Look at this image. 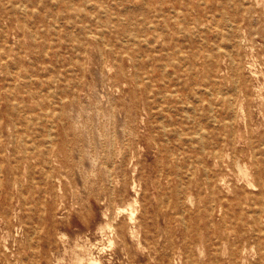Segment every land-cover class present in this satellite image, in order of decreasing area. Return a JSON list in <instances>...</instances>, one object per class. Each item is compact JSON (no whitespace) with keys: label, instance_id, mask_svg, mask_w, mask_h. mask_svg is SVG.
I'll list each match as a JSON object with an SVG mask.
<instances>
[{"label":"rangeland","instance_id":"1","mask_svg":"<svg viewBox=\"0 0 264 264\" xmlns=\"http://www.w3.org/2000/svg\"><path fill=\"white\" fill-rule=\"evenodd\" d=\"M24 3H0V264H264V0Z\"/></svg>","mask_w":264,"mask_h":264},{"label":"bare ground","instance_id":"2","mask_svg":"<svg viewBox=\"0 0 264 264\" xmlns=\"http://www.w3.org/2000/svg\"><path fill=\"white\" fill-rule=\"evenodd\" d=\"M4 0H0V3H2ZM8 2H11V4H12V9L14 10V11H16L17 10V6L16 5H24L25 3H24V1L25 0H7ZM28 1H30L31 3L33 2V3H38L39 1H42V0H28ZM74 0H55V8H57V9H59V7L60 6H66V7H69L70 8V3L71 2H73ZM231 1V0H230ZM172 2V1H171ZM146 4V3H145ZM219 5V4H218ZM25 6V5H24ZM24 6H23V8H24ZM21 7V6H20ZM143 10H142V13H144V14H146V15H148V16H154L155 18L157 17V18H160L161 16L158 14V12H153L151 9H150V7L148 6V5H145L143 8H142ZM138 11H140V9H138ZM158 11V10H157ZM165 11L166 10H161V12L160 13H162L164 16H166V14H165ZM177 12V11H176ZM152 14V15H151ZM219 15V14H218ZM38 16V15H37ZM36 16V17H37ZM108 16H109V19H107L108 18ZM171 15H169V14H167V17H170ZM104 17H106V20H97L96 21V23L98 24V26L99 27H104V28H106L107 29V27L109 26V25H111L112 24V21H111V15H109L108 14V11H105V16ZM167 17L166 18H164V20L161 18V22H164L165 24H167V21H168V19H167ZM38 20H42V17H38L37 18ZM227 19H228V16H227ZM88 22H92L91 20H87ZM121 23V21H119L118 22V24H120ZM229 26V25H228ZM232 26V25H231ZM106 29L102 32L103 34H104V32L106 31ZM150 29H151V27H150ZM80 32L82 33V34H84V35H93V31H90L89 30V28H88V31H86V27H82L81 29H80ZM240 32V31H239ZM238 32V33H239ZM94 34H95V32H94ZM231 34L232 33H230V32H228L227 34H225L224 32L221 34L222 36L221 37H224V38H227L229 41H232V36H231ZM155 35H161V34H155ZM125 36H128L129 37V39H132V40H135V37H137V35L135 34V32L134 31H122V30H119L118 31V33L116 34V35H114V37H115V41H117L118 42V46L117 47H120L121 48V50H120V48L119 49H116V50H112L110 53L112 54V55H115L116 54V56H122L123 55V50H125V48L126 47H124V45H123V37H125ZM238 37H239V34H238ZM103 39V38H102ZM35 40V39H34ZM100 40V39H99ZM239 40V39H238ZM153 42V41H152ZM239 44V43H238ZM120 45V46H119ZM214 46V45H213ZM215 47V46H214ZM220 48V47H219ZM230 48V47H229ZM231 48H233V47H231ZM47 49V48H46ZM106 49V48H105ZM220 50V49H219ZM225 52V51H224ZM208 53V52H207ZM239 52H237V54H238ZM216 54V53H215ZM225 55H228L229 56V53H227V52H225ZM103 56V55H102ZM207 57H208V55H207ZM217 58V57H216ZM241 59V58H240ZM232 61V60H231ZM234 62V61H233ZM197 64V63H196ZM14 69V68H13ZM240 77V76H239ZM146 78V77H145ZM239 80V79H238ZM219 82V81H218ZM238 82V81H237ZM237 82H235V84L237 83ZM236 86V85H235ZM198 87V86H197ZM200 88V87H199ZM236 87H234V89H235ZM202 90H204V89H202ZM200 91V90H199ZM207 91H209V90H207ZM210 92V91H209ZM223 94V92L221 91V92H219V96L218 97H221L220 96V94ZM227 93H228V90H227ZM226 94V93H225ZM31 95H33V97L35 96L33 93H31ZM167 95V94H166ZM175 95V94H174ZM228 95V94H227ZM212 96V95H211ZM223 96V95H222ZM165 97V96H164ZM168 97V96H167ZM179 98V97H178ZM225 99H226V97H224ZM162 99V98H161ZM195 100V99H194ZM227 100V99H226ZM229 101H230V99H229ZM228 101V102H229ZM62 102V101H61ZM196 102H198V101H196ZM227 102V105H228V107L230 108V102L228 103ZM52 103V102H51ZM216 104H218V103H216ZM189 107V106H188ZM169 108V107H168ZM187 107H185V109H186ZM212 109L210 110V111H212L213 110V107H211ZM232 108H234V107H232ZM173 109V108H172ZM184 109V110H185ZM175 110V109H174ZM173 110V111H174ZM191 110V109H190ZM194 110V109H193ZM200 110H201V108H200ZM229 110V109H228ZM233 110V109H232ZM20 111V110H19ZM186 111V110H185ZM14 112H15V110H14ZM17 112V111H16ZM50 112V111H49ZM195 112V111H194ZM193 112V113H194ZM214 112V111H213ZM225 112V111H224ZM187 113V112H186ZM203 114V113H202ZM230 115H231V112H230ZM185 116V115H184ZM210 116H212L211 114H210ZM162 117V116H161ZM189 117V116H188ZM187 117V115H186V118H188ZM237 117V116H236ZM211 118H213V117H211ZM159 119V118H158ZM162 119H163V117H162ZM178 119H180V118H178ZM192 119V118H191ZM214 119V118H213ZM171 120V119H170ZM184 120V119H183ZM189 120V119H188ZM204 120V119H203ZM217 120V119H216ZM231 120H233V119H231ZM80 121V120H79ZM193 121V120H192ZM210 122H211V120H209ZM215 121V120H214ZM213 120H212V122H214ZM39 122V121H38ZM218 122V121H217ZM232 123V122H231ZM200 124V123H199ZM203 124V123H202ZM215 124V123H214ZM210 125V124H209ZM210 126H212V125H210ZM223 126V125H222ZM202 127V126H201ZM215 127V126H214ZM216 127H217V125H216ZM220 127H221V125H220ZM16 128V127H15ZM169 128V127H168ZM231 128H232V125H231ZM53 129V128H52ZM201 129V128H200ZM227 129V128H226ZM206 131V130H205ZM199 132H200V130H199ZM204 132V131H203ZM236 132V131H235ZM182 133V132H181ZM178 135H179V133H178ZM198 135H199V133H198ZM208 136V135H207ZM90 137V136H89ZM180 137V136H179ZM202 137V136H201ZM50 138H52V136H50ZM193 138V137H192ZM195 139L197 138L196 136L194 137ZM203 138V137H202ZM202 138H201V142H202ZM205 138V137H204ZM211 138V137H210ZM189 139V138H188ZM182 140H183V138H182ZM207 140V139H206ZM169 142V141H168ZM207 142V141H206ZM205 142V143H206ZM203 143V142H202ZM213 143V142H212ZM198 146H196V148H197ZM207 147V146H206ZM204 150H205V148H204ZM203 150V151H204ZM26 151V150H25ZM180 153V152H179ZM206 153H208L207 151H206ZM181 154V153H180ZM260 156V155H259ZM221 159H223V157H221ZM189 160H191V159H189ZM200 164H201V162H200ZM192 167V166H191ZM2 162H1V160H0V172H2ZM204 169H205V166L203 167ZM185 171V170H184ZM205 171V170H204ZM208 170H206V172H207ZM208 173V172H207ZM206 174V173H205ZM180 175V174H179ZM194 175H195V173H194ZM207 175V174H206ZM178 177H180V176H178ZM111 179V178H110ZM180 179V178H179ZM187 179V178H186ZM208 179V178H207ZM209 180V179H208ZM181 184V183H180ZM161 187V186H160ZM135 189V188H134ZM133 189V190H134ZM185 190V189H184ZM0 194H1V192H0ZM164 198V197H163ZM162 198V199H163ZM169 199V198H168ZM180 199V198H179ZM178 199V200H179ZM214 199V198H213ZM164 201V200H163ZM261 203V202H260ZM264 207V206H263ZM262 208V207H261ZM264 209V208H263ZM253 210V209H252ZM214 211V210H213ZM259 212V211H258ZM260 212H261V210H260ZM259 212V213H260ZM183 215V214H182ZM184 218L182 217V220H183ZM185 221V220H184ZM183 221V222H184ZM254 221V220H253ZM133 222V221H132ZM225 222V221H224ZM262 224V223H261ZM184 225H186V224H184ZM263 225V224H262ZM262 232V231H261ZM35 232L33 231V234H34ZM245 234V233H244ZM249 234H250V232H249ZM263 234V233H262ZM261 234V235H262ZM31 239V238H30ZM261 244V243H260ZM257 246H259V245H257ZM220 248V247H219ZM218 248V249H219ZM220 250V249H219ZM216 258V257H215ZM238 262V261H237Z\"/></svg>","mask_w":264,"mask_h":264}]
</instances>
